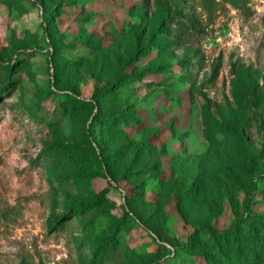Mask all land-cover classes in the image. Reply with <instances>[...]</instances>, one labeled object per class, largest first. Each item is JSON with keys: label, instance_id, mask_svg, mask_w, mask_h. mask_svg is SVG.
Here are the masks:
<instances>
[{"label": "rangeland", "instance_id": "374dc122", "mask_svg": "<svg viewBox=\"0 0 264 264\" xmlns=\"http://www.w3.org/2000/svg\"><path fill=\"white\" fill-rule=\"evenodd\" d=\"M178 17L199 32L167 43ZM156 66L100 99L136 123L106 129L65 97ZM7 78L0 264H208L232 226L264 264V0H0ZM142 139L155 149L134 160Z\"/></svg>", "mask_w": 264, "mask_h": 264}, {"label": "trees", "instance_id": "16d2710c", "mask_svg": "<svg viewBox=\"0 0 264 264\" xmlns=\"http://www.w3.org/2000/svg\"><path fill=\"white\" fill-rule=\"evenodd\" d=\"M43 19L45 22L50 21V17H47V14L43 15ZM165 21V20H163ZM199 27L196 24V21L193 19H183V18H177L174 27L172 28L171 34L169 33V39L167 43H184L187 41L190 35L193 33L199 32ZM52 52L49 56V64L51 65V68L53 69V62L51 58ZM160 68V67H159ZM158 69V66L156 67H150V68H144L140 72L136 73H125L122 74L120 77L115 79L114 81L103 84L101 86H97L91 95V99L88 101H84L83 99L78 98L75 95H71L67 92L65 94V97L69 99V102L73 103H84V104H93L96 111L93 115L94 122L97 121L98 123L104 125L106 129H109L110 127L117 126L119 124L123 125H129L132 122H138L139 118L137 116L136 108L132 104H128L124 106L121 110L117 111H103V107L100 103V99L103 98L105 95H110L117 91L121 87V85L128 80L132 79H139L144 74L148 73L149 71H154ZM54 71V70H53ZM52 71V84H54V72ZM12 82L9 81L7 78V82L2 86L0 90V96L2 93L6 90H9L10 84ZM98 145L100 147V152H103V146L101 143L98 142ZM121 148H116L113 150L112 153H110V156H117ZM154 146L152 144H149L146 139L140 140L138 146L135 147V153L132 157V159H140V158H147L148 155L151 154L153 151ZM66 153V152H65ZM159 160L157 158H151L149 160L148 166L146 169L147 171H157L159 169ZM108 182L114 183L113 187L118 190L120 186L109 176L107 175ZM116 183V184H115ZM193 186V182L187 187V189H190ZM119 191V190H118ZM98 198H100V194H98ZM127 199V193L124 194V201ZM77 210L80 213L84 212V208L80 207L77 208ZM197 231L191 233L188 236V243L193 246H199L201 241L195 234ZM215 236L212 238L213 248H214V255L213 258H209L208 264H257L261 256V251L257 248L259 247V243L255 241V239L250 236V234L243 232L240 234L238 230H236V226H232L231 228L227 230H220L215 232ZM108 248L102 250L101 256L99 259H102L105 255L107 256V261L111 260L112 253L108 254ZM112 249V247H111ZM97 255L95 256L96 259ZM104 260V259H102ZM99 263V262H98Z\"/></svg>", "mask_w": 264, "mask_h": 264}, {"label": "built area", "instance_id": "2783aa9c", "mask_svg": "<svg viewBox=\"0 0 264 264\" xmlns=\"http://www.w3.org/2000/svg\"><path fill=\"white\" fill-rule=\"evenodd\" d=\"M119 192L122 194V199L124 201V194H125V191L122 189V188H118Z\"/></svg>", "mask_w": 264, "mask_h": 264}]
</instances>
